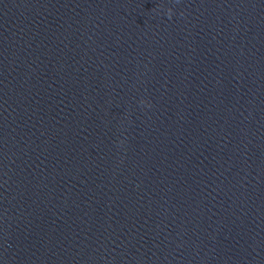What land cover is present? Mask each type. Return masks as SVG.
<instances>
[{
	"label": "water",
	"instance_id": "1",
	"mask_svg": "<svg viewBox=\"0 0 264 264\" xmlns=\"http://www.w3.org/2000/svg\"><path fill=\"white\" fill-rule=\"evenodd\" d=\"M0 264H264V0H0Z\"/></svg>",
	"mask_w": 264,
	"mask_h": 264
},
{
	"label": "clouds",
	"instance_id": "2",
	"mask_svg": "<svg viewBox=\"0 0 264 264\" xmlns=\"http://www.w3.org/2000/svg\"><path fill=\"white\" fill-rule=\"evenodd\" d=\"M171 9L168 10V15H169V18L171 17Z\"/></svg>",
	"mask_w": 264,
	"mask_h": 264
}]
</instances>
